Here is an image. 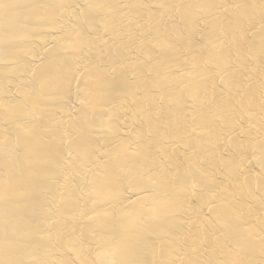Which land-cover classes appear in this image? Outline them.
Masks as SVG:
<instances>
[{"label": "bare ground", "instance_id": "6f19581e", "mask_svg": "<svg viewBox=\"0 0 264 264\" xmlns=\"http://www.w3.org/2000/svg\"><path fill=\"white\" fill-rule=\"evenodd\" d=\"M0 264H264V0H0Z\"/></svg>", "mask_w": 264, "mask_h": 264}]
</instances>
